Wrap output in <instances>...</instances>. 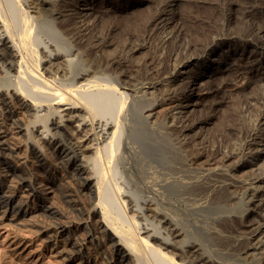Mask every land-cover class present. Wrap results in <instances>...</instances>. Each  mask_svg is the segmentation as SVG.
<instances>
[{
    "label": "bare ground",
    "instance_id": "1",
    "mask_svg": "<svg viewBox=\"0 0 264 264\" xmlns=\"http://www.w3.org/2000/svg\"><path fill=\"white\" fill-rule=\"evenodd\" d=\"M12 1L8 2L10 3V8H8L11 12L10 16L13 21L15 20L18 31L17 28L14 29L16 32L8 28L6 17L0 9V58L2 59L0 70L4 71L8 82L11 84L13 82V84L8 83L4 90H0V95L9 97V103L12 107H15L17 113L18 110L23 111L26 115L32 113L33 120L28 122L26 129L19 127V131H27L29 127L32 131H29V133H36L38 132V126L41 128L38 140L44 142L47 139H58L57 132L53 131L51 126L53 129L62 128L63 131L71 126L70 132L65 130L69 137L65 146L61 144L64 147L61 152L63 155L66 153V156L70 154L72 157L71 162H79L74 173L76 172L77 175L78 173L84 174L83 183L89 185L91 191H95L93 211L100 214L103 229L107 232L110 231L116 239L117 243L115 242V244L119 247L121 258L130 260L131 256L133 257V264H218L219 261L217 262L208 255H201L198 252L197 243L191 239H184L181 242L182 244L178 245V240L175 241L174 239L181 235H183L182 237L185 236L182 229L161 210H156L154 207L155 210L152 209L151 204L145 208L143 222L137 221L133 217L135 209L130 202V197L122 195L121 198V188L114 186V184L110 185V178L114 176L110 178L109 176L115 175L112 173L115 170L112 171V168L111 174L107 173L106 175L103 173L101 166L103 159L105 162V160L111 161L115 157L116 153L114 152L120 147L121 139L123 143L122 150L126 153L132 147L130 145L132 138L139 135L133 136L130 133V135L128 133L123 135L124 124L119 121L118 117L119 111L124 106L125 99L129 94H126L127 91L125 93L119 89L113 90L112 87V90H99L100 87L95 90L94 87L97 84L96 81L100 79L99 76L89 73L90 71L85 68L86 65L81 66L82 63L80 64L81 67L75 64L77 68L72 69L73 59L71 60L67 54L65 56V51H61L63 48L61 49V46H56V44L53 45L54 43L51 50H47L44 47L46 45L42 46L44 49L41 48L44 51L41 48L40 50L45 53L40 56L37 48L39 47L40 36L38 37L34 31L38 25H45L50 28L53 20L51 21L48 16L46 18L42 11L39 16L34 17L30 14L34 8L27 6L26 11L22 7L19 8L18 4ZM138 1L145 2L148 0ZM149 1L154 5L153 12L141 23L142 32L137 34L140 31H134L126 34L121 49L124 53H136L142 48L144 41L153 35H160V48L166 50V54L156 60L144 62L143 76L144 78L146 76L147 79L156 78L158 80V78H161V82L166 86L170 83L177 84L180 82L179 84H182L181 89L171 91L172 93L178 91L177 95H179L178 99H175L174 107L170 112L168 127L171 132L173 131L178 136L177 138H181L182 141L186 142L189 134L207 124L212 114L216 110L218 111L220 106L229 103L233 95L239 94L243 105L231 118L229 124L227 123V128L220 135L225 138L210 147H200L199 145L198 151L196 150L193 159L190 160L191 165H197V167L200 160H202V163L205 162L207 168L201 169L203 172L206 171L204 181H202L203 178L201 181L185 180L184 182L179 180L178 182L175 179V183L177 182L179 185L174 187L178 188L183 196L184 194L188 195L185 199L197 197L200 200L199 202L202 203L201 206H198L206 207L214 214L208 222L212 227H208L210 229L206 232V239L212 244L215 243L216 246H227L229 255L237 260L246 262L248 260L246 257L251 253V256H253L254 253L255 259L252 257L253 259L248 260L247 263H264V166H261L259 170L257 166L259 160L264 158V0H201L200 2L196 0L195 3L198 6L202 5L204 7L205 1H208L206 5L212 11H216L220 17L194 18V22L188 23V25L197 27V31H190L191 39L189 42H183V36L181 37L183 28L180 26V21L183 18L179 11L177 12V6L181 0ZM110 5L95 6L92 0H56L55 4L50 5L49 9L56 13L55 8H59L63 15L59 14L58 16L64 22L66 31L71 35V38L79 44L84 43L87 45L90 51L97 52L102 50L104 46L111 44L109 38L114 31L113 25L105 28V30H101L103 27L99 28L100 30L96 29L99 22L108 16L109 12L112 13L113 7L111 8ZM37 13L39 14V12ZM232 21L240 22L245 27V31L241 35L235 36L234 32L230 30ZM232 39L238 40L233 48L228 45ZM140 42L142 43L140 44ZM48 47L51 48V46ZM6 65L8 71L11 67L15 69L16 74L12 75L14 77L12 82L11 75L5 73L4 67ZM40 66H42L41 69ZM211 66H215L214 69L220 72L221 80H218V82L203 80L204 73L200 69L210 68ZM188 69L190 70L188 71ZM67 72L70 76L68 77L70 79H67L69 82H61L62 78L59 77V73L68 75ZM65 75H61V77H66ZM217 78L219 79V77ZM168 90L170 91V89ZM195 92H200L197 95L199 96L198 100L194 103V106H198L197 109L192 108L191 105ZM149 93L151 94V92ZM149 93L147 91L146 94ZM14 99L19 100L18 103ZM147 107L146 112L149 111L150 113L142 116V119L145 123L151 125L154 123L153 119L157 117L152 112L153 105ZM248 111L255 112L254 118L245 117L244 113ZM142 133L144 132L142 131ZM237 137L240 143H236ZM28 139V142L33 145L34 139L33 142L31 137H28ZM136 140H139V138ZM136 140L132 142L135 143ZM135 144H137V141ZM192 146L194 147V144ZM0 149V156L2 150H5V153L6 150H14L7 143H4V145L0 143ZM184 154L186 155V152ZM169 158L167 157L166 160ZM173 160L172 163L174 164L182 163H179V158L174 157ZM112 165H114V162ZM255 166L256 169H254ZM111 167L115 168V166ZM153 169L156 168L153 167ZM170 170L174 175L179 171L176 165L173 166V169L171 167ZM175 170L177 172H174ZM180 170L182 171V169ZM190 171H193V169ZM15 176L20 181H26L21 173ZM189 178L191 179L190 175ZM172 180L166 179L167 183L164 182L163 188H167L166 190L169 191V188L173 187ZM160 182L162 183V181ZM90 185L92 188H90ZM160 185L158 184V189L162 186ZM28 186L29 191L33 193H37L41 188L33 184L30 185V181H27ZM241 190L244 191L240 192ZM114 192L120 198L116 199ZM176 193L178 192L175 191L174 194ZM205 193H207V204L203 199ZM2 194L0 196V225L3 224L4 220L12 224H19L16 221L17 218L14 219L11 214L14 211H11L10 207L6 209L9 200L11 202L10 196ZM178 196H181V194ZM124 197H127V200ZM42 203H44L43 199ZM122 206L125 211L131 214L134 233L129 226L126 227V223L122 219ZM40 208L47 214L53 213L49 207L41 206ZM146 211H153L154 213L153 215H147ZM14 213L22 215L24 211L17 209ZM239 214H241L239 217L243 220L240 219L239 224L236 226L235 219H238ZM158 216L160 218H157ZM150 221L155 222L156 225ZM201 222L199 221V223ZM214 225H219L220 229ZM222 232H236V238L238 239L232 242ZM138 242L141 243L143 251L140 247L137 248Z\"/></svg>",
    "mask_w": 264,
    "mask_h": 264
},
{
    "label": "rangeland",
    "instance_id": "2",
    "mask_svg": "<svg viewBox=\"0 0 264 264\" xmlns=\"http://www.w3.org/2000/svg\"><path fill=\"white\" fill-rule=\"evenodd\" d=\"M10 1L11 0H0V9L2 10L1 12L4 13V17H6V25L8 28L13 32H16L14 29L17 28V25L15 24V20L13 21V18L10 16V3H8ZM55 1L56 0H13L12 2H16L19 8L22 7L25 9L27 6L34 8L33 12L35 11V13H30L34 17L39 16L42 11L45 15L42 14L46 18L48 16L49 19L51 18V21L53 20L50 28L45 25L39 26L38 24L36 25L40 28H34V32L37 33L38 37L40 36V39L37 38L39 39V47H37L39 50H37L40 56L45 53L42 52L44 51V48L42 47L44 45L51 46V48L44 46L47 50H51L55 44L56 46H61L60 48H63L61 51H65V56L69 55L70 59H73L71 63L72 69H75L76 65L79 67L86 65L85 68L90 71L89 73L99 76L100 79L96 81L97 84L94 87L95 90H98L96 89L98 87H100L99 90L119 89L121 92L124 91L126 93L127 91L126 94H129L125 99L127 102L125 101L124 106L119 111L118 117L119 121L124 124L123 135L130 133L133 136H136L139 134L136 138L131 137L133 140L138 138L139 140H136L137 144H135L136 141L135 143L132 142L133 140L130 141L132 147L129 145L131 148L125 153L122 150L123 143L121 139L119 144L120 147L117 148L118 151L116 150L114 152L116 153V155H114L115 157H113L114 160H105L104 162L103 159L101 163L103 162L106 165L102 163L101 166L104 171L103 173L106 175L107 173L109 175L111 174L112 168V171H116V173L115 171L112 172L115 175H108L109 178L114 176L110 178V185L114 184V186L116 185L118 188H121V198L124 195L130 197V202L135 209L133 217L137 221L143 222L142 219H144L143 215L145 213V208L151 204L152 206L150 207L152 209L155 208L156 210H161L182 229L185 236L182 237L183 235H181L174 239L175 241L178 240V245L184 239H191L197 243L198 252L201 255H208V257L217 262L219 261L218 264H251L247 263V261L252 260V257L255 259L254 253L253 256H251V253L246 257V259H248L246 262H242L229 255L227 246H216L215 243L212 244L206 239V232L212 227L208 222L214 214L211 210L206 209V207H199L202 203L199 202L200 200H198L197 197H191L192 199H190L192 201L190 199H185L188 195L184 194L183 196V193H181L178 188L176 189L179 183H175V181L178 180L181 182H184L185 180L201 181L202 178V181H204L206 171L203 172V170L207 168L205 162L202 163V160H200L201 162H198L197 167V165H191L190 160L193 159V155H195L199 145L200 147H210L212 144H216L219 140L225 138L220 135L224 132V129L227 128L226 126L229 124L231 118L234 117L237 111L243 107L242 98L239 97V94L233 95L229 103L220 106L218 111L216 110V112L212 114L209 122L200 128L201 130L198 128L195 129L196 134L194 130L190 133L191 135L189 134L188 141H182L181 138H177L178 136L173 131L171 132L168 127V124L170 123V112L174 107V101L179 97V95H177L178 91H175L174 93L171 91L179 90V88L181 89L182 84H179L180 82H178L177 84L170 83L166 86L161 82V78H158V80L156 78L147 79L146 76L145 78L143 76L144 62L156 60L166 54V50L160 48V35H153L143 43L140 42V44L142 43V48L136 53H124L121 49V44L123 43L126 34L133 33L134 31H140L137 34L142 32L141 23L151 15L154 5L149 0L145 2L138 0H92L95 6L103 4L109 6L111 4L110 7H113L112 13L109 12L108 16L99 22L96 29L100 30L99 28L103 27L101 30H105V28L112 27V25L114 27V31L109 38V40L111 39V44L104 46L102 50L92 52L88 49L87 45L84 43L79 44V42L71 38V35L66 31L65 24H63L64 22H62L61 17L58 16L59 14L63 15L61 10L55 8L56 13H53L49 9L50 5H53V3L55 4ZM197 1L200 2L201 0ZM197 1L181 0L177 6V12L179 11L183 18V20L180 21V26L183 28L181 33V37L183 36V42L190 41V31H197V27L188 25V23L194 22V18L201 19L212 16H215L216 18L220 17L216 11H212L209 6L206 5L208 4V1H205V7L202 5L198 6L195 3ZM37 12H39V14ZM230 30L234 32L235 36H239L245 31V27L240 22L232 21L230 24ZM237 41V39L230 40L228 43L229 47L233 48L234 45L237 44ZM0 62H2L1 58ZM81 63L82 65L80 66ZM5 67V73L11 75L10 78L12 82L14 80L12 75L16 74L15 69L11 67L8 71V66L6 65ZM41 67L42 66H40V69ZM193 68L196 69L195 67ZM193 68L191 69L194 70ZM214 68L215 66L200 69V71H203L204 73V81L218 82V80H221L220 72H217V69ZM189 70L190 69H188V71ZM59 75V77L62 78L60 80L61 82H69V80H67L70 79L68 78L70 77L69 74L65 75L59 73ZM61 75H65L66 77H61ZM207 77H209V79H207ZM217 77H219V79ZM8 83V78L5 76L4 71L0 70V90H4ZM107 87L110 88L108 89ZM168 89H170V91ZM147 91L148 93L151 92V94H146ZM198 94H200V92H195L191 101L192 108L195 107V109L198 108V106H194V103L198 100ZM14 101L18 103L19 100L14 99ZM137 105L139 106L138 108L136 107ZM149 105H153L154 109L152 112L155 113L154 115L157 117L156 119H153L154 123L151 125H148L142 119V116L150 113L149 111L146 112L148 108L147 106ZM30 115H26L23 111L20 112L19 110L17 113L15 107L10 105L9 97L7 98L6 95H0V143L2 145L7 143L12 149H14L10 151L6 150V153L5 150L1 151L0 196L2 193L10 196L9 199H11V202L9 200V205L6 209L10 207L11 211L14 212H16L17 209H22L24 211L22 215H17L14 212L11 213L14 216V219L17 218L16 221L21 225L12 224L7 220H4L3 224L0 225V264H133V257L130 256V260L127 258H121L119 247L115 244V242L117 243L116 239L110 231L107 232L103 229L101 226L102 219L100 214L93 211L95 191H91L89 185L83 183L84 174L78 173L77 175L76 172L74 173L76 165L79 164V162H71V155L69 154L66 156V153L63 155L61 152L64 148L61 144L65 146V144H67V138L69 137L66 131L70 132L71 126L67 127V130L64 129V131L62 128L53 129L51 126L52 130L57 132L56 136L58 139H47L42 142V140H38L39 131H41V128L38 126V132H33L32 134L29 133V131L32 132L29 127L27 131H19L18 129L19 127L22 129L27 128L26 125L28 122L33 120L32 113H30ZM244 115L246 118H254L255 112L248 111L245 112ZM143 126L145 127L143 128ZM162 126L165 129H163ZM141 130L144 133H142ZM163 132L167 134L164 133V135ZM28 137H31L32 142L34 139L35 143L33 142V145L28 142ZM148 139H150V142ZM140 140H143V143ZM236 141V143H240L238 137L236 138ZM139 144L141 146L144 144L143 146L145 147H141ZM191 144H194V147ZM175 147L176 149H174ZM185 152L186 155L184 154ZM158 153L160 154L158 155ZM166 156L170 158L166 160ZM173 156L179 158V163H182H172V160L174 159ZM113 162L114 165H112ZM157 163L161 166L163 164V170L165 169L166 171H163L162 167ZM257 164H259L257 165L259 170L261 166H264V158L259 160ZM172 165L178 166L180 172L178 171V173L175 170L174 172L177 173L175 175L172 174V171L170 170L171 167L173 169ZM111 166H115V168ZM153 167L156 169H153ZM256 168L257 167L255 166L254 169ZM180 169H182L183 172ZM189 169H193V171H190ZM191 172L194 173L192 174ZM19 173L22 174V177L26 181L23 182L16 178L15 175ZM158 173L160 175L162 174V177ZM163 173L164 175L169 174L170 176H164ZM151 174L155 175L152 176ZM189 175L191 179L189 178ZM149 176L150 178H148ZM168 176L173 179V187L171 189L174 188L176 190H171L169 188V192L166 190L167 188H163L164 182L167 183L166 179L171 180ZM27 181H30V185L33 184L41 187L40 191L38 190L37 193L30 192L29 186L27 187ZM160 181H162V183ZM158 184L162 185H160L161 187L159 189ZM154 185L157 186L155 187ZM90 188H92L91 185ZM175 191L179 194H174ZM242 191L244 190H241L240 192ZM180 194L181 196H178ZM117 195L118 194L114 192L115 198H120V196ZM206 195L207 193L203 196L205 201L207 200ZM126 198L127 197H124L125 200H127ZM42 199L44 203H42ZM205 203L207 204V201ZM41 206L51 208L53 213L47 214L42 211L40 208ZM205 210H207V213ZM146 213L147 215H153L154 212L146 211ZM121 215L126 223V227L129 226L133 232L134 226L131 224V214L125 211L123 206ZM239 216H241V214L238 215V219H235L236 226L241 219ZM157 218L160 217L158 216ZM199 221L202 222L199 223ZM152 223L156 225L155 222ZM214 226L220 229L219 225ZM222 233L224 236L229 237L232 242L238 239L236 238V232ZM137 245V248L139 249L140 247L142 250L141 243L138 242ZM254 252L256 253L257 251ZM228 256H230V258H228ZM259 264L264 263L261 262Z\"/></svg>",
    "mask_w": 264,
    "mask_h": 264
}]
</instances>
